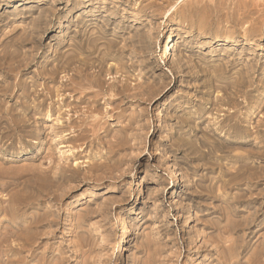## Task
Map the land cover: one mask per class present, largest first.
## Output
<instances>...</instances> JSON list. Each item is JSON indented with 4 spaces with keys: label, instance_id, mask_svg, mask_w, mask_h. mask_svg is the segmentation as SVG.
I'll use <instances>...</instances> for the list:
<instances>
[{
    "label": "rangeland",
    "instance_id": "obj_1",
    "mask_svg": "<svg viewBox=\"0 0 264 264\" xmlns=\"http://www.w3.org/2000/svg\"><path fill=\"white\" fill-rule=\"evenodd\" d=\"M0 95V264H264V0H0Z\"/></svg>",
    "mask_w": 264,
    "mask_h": 264
},
{
    "label": "bare ground",
    "instance_id": "obj_2",
    "mask_svg": "<svg viewBox=\"0 0 264 264\" xmlns=\"http://www.w3.org/2000/svg\"><path fill=\"white\" fill-rule=\"evenodd\" d=\"M80 1V0H79ZM85 7V6H84ZM86 24V23H85ZM89 26V25H88ZM84 28H85V26H83ZM84 28H83V30H84ZM82 29V28H81ZM84 32H86L85 30H84ZM102 34V33H101ZM100 35V34H99ZM82 36V35H81ZM88 36V35H87ZM80 37V36H79ZM89 37V36H88ZM91 37V36H90ZM83 38V37H82ZM106 38V37H105ZM86 39V38H85ZM99 39V38H98ZM82 40H84V39H82ZM101 40V39H100ZM97 41V40H96ZM95 40H92V39H88V40H85V41H79L76 45H78V49H77V58L74 60V62L73 63H76V64H78V67H76V79H77V82H74L75 83V86L76 87H74L75 88V90L76 89H78V90H81L82 89V92L84 93V94H86L87 92H85L84 90H83V88L85 87V85H97L98 87H100L101 88V90L100 91H95V92H91V94H93L94 95V102L96 103V104H99V101H100V98L102 97V94L104 93V90L102 89V87H103V79H102V73H99V72H96V71H94V62L93 61H95V58H96V54H97V46H96V44H95V42H96ZM101 51V50H100ZM101 53V52H100ZM99 54V53H98ZM100 56V55H99ZM98 56V57H99ZM106 57V56H105ZM108 57H111V56H109V54H108ZM72 63V64H73ZM75 64V65H76ZM26 66V65H25ZM21 70V69H20ZM10 77V76H9ZM64 85L65 84H62V86L63 87H61V89H62V91H65L66 90V87H64ZM92 87V86H91ZM92 88H89V90H91ZM7 94V93H6ZM5 94V95H6ZM1 96V95H0ZM84 100H86V99H84ZM66 103V102H65ZM0 113H2V115L0 116V121L2 120V122H6V124H9V126H10V120H11V118H10V115H9V111L8 110H5L4 109V112H2V110H1V112ZM249 135V132L248 131H245V133H244V136H248ZM1 164V163H0ZM2 167V166H1ZM3 168V167H2ZM13 170V169H12ZM3 185V184H2ZM13 185V184H12ZM6 186H8V184L6 185ZM3 187V186H2ZM5 187V186H4ZM7 188V187H6ZM27 204V203H26ZM1 205H3V204H1ZM24 205V204H23ZM5 207V206H4ZM28 207H29V205H25L24 206V208H26V209H28ZM3 208V207H2ZM5 210H6V208H5ZM8 210V209H7ZM4 212V211H3ZM6 213V212H5ZM41 216V215H40ZM25 218V217H24ZM28 218V217H27ZM11 219V218H10ZM11 221V220H10ZM28 221V220H27ZM9 222V221H8ZM23 222H25V219H24V221ZM22 222V223H23ZM12 223V222H11ZM25 224L26 223H24L23 225L25 226ZM27 225H29V224H27ZM11 226V225H10ZM23 226V227H24ZM8 227H9V224H8ZM7 227V228H8ZM28 226H26V228H27ZM17 228V227H16ZM25 228V229H26ZM18 229H19V226H18ZM7 231V230H6ZM27 231V230H26ZM12 232V231H11ZM11 232H8V235H9V233H11ZM2 233V232H1ZM7 233V232H6ZM227 233H229V232H227ZM5 234V233H4ZM35 234V233H34ZM15 235V237H16V235H19V233L18 234H14ZM21 235V234H20ZM2 237V236H1ZM1 237H0V239H1ZM5 237V236H4ZM29 238H27V239H25L24 238V244L23 245H21L20 244V248H21V250L23 251H25V252H28L29 254H30V257H32V259H34L35 260V258L37 257V256H35L34 255V253L36 252V243H37V241L38 240H40L41 239V236H40V234L38 235V234H36V235H30V236H28ZM18 238H20V237H18ZM2 239H4V238H2ZM21 240V239H20ZM220 240H221V242L223 243V245H224V242L227 240V237H225V236H223V237H221L220 238ZM5 242V241H4ZM7 242V241H6ZM232 247H234V246H230V248L229 247H227V249H231ZM15 247H13V249H14ZM17 249H19V248H17ZM17 249L15 250V251H17ZM20 250V251H21ZM232 250H234V248L232 249ZM11 251H12V249H11ZM38 251V250H37ZM227 252H229L228 250H226ZM17 253H18V251H17ZM230 253H232V254H234L235 252H230ZM36 254V253H35ZM228 257H229V253H228ZM236 258V256H235V254H234V256L233 255H231L230 257H229V259H231V258ZM28 258V257H27ZM37 258H40V257H37ZM22 259V258H21ZM23 259H24V257H23ZM22 259V260H23ZM17 260H18V258H17ZM37 260V259H36ZM69 260V259H68ZM21 261V260H20ZM26 260H24L23 262H25ZM33 261V260H32ZM41 260H38L37 262L39 263ZM11 261H9L8 263H10ZM16 262V261H15ZM18 262V261H17ZM16 262V263H17ZM34 262V261H33ZM36 262V261H35ZM40 263H42V262H40ZM65 263V259L64 258H62V259H60L59 261L57 260V258H56V260H55V262L53 263V262H48V263H45V264H64ZM11 264V263H10ZM13 264V263H12ZM18 264V263H17ZM29 264V263H28ZM37 264V263H36Z\"/></svg>",
    "mask_w": 264,
    "mask_h": 264
}]
</instances>
